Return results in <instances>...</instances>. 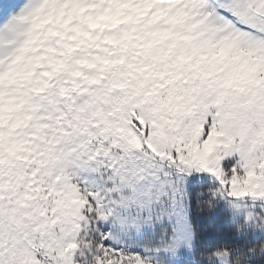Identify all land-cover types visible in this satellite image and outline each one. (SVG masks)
Returning <instances> with one entry per match:
<instances>
[{"label": "snow or ice", "instance_id": "6c2138e0", "mask_svg": "<svg viewBox=\"0 0 264 264\" xmlns=\"http://www.w3.org/2000/svg\"><path fill=\"white\" fill-rule=\"evenodd\" d=\"M185 258L264 264V0H0V264Z\"/></svg>", "mask_w": 264, "mask_h": 264}, {"label": "trees", "instance_id": "16d2710c", "mask_svg": "<svg viewBox=\"0 0 264 264\" xmlns=\"http://www.w3.org/2000/svg\"><path fill=\"white\" fill-rule=\"evenodd\" d=\"M208 182H204V185L207 186ZM224 210L221 211L216 216H204L201 218V233L202 235L211 236L214 240V243H228L236 244L242 243L243 241H237L231 238H224V233L226 231L225 222L221 220V217L224 216Z\"/></svg>", "mask_w": 264, "mask_h": 264}, {"label": "rangeland", "instance_id": "374dc122", "mask_svg": "<svg viewBox=\"0 0 264 264\" xmlns=\"http://www.w3.org/2000/svg\"><path fill=\"white\" fill-rule=\"evenodd\" d=\"M198 182H199V178L198 177H193L192 180L190 181V185L198 183ZM204 182H208V178L207 177L204 178ZM181 264H189L188 259L185 258V260L182 261Z\"/></svg>", "mask_w": 264, "mask_h": 264}, {"label": "clouds", "instance_id": "9594fccd", "mask_svg": "<svg viewBox=\"0 0 264 264\" xmlns=\"http://www.w3.org/2000/svg\"><path fill=\"white\" fill-rule=\"evenodd\" d=\"M13 15H16L15 13Z\"/></svg>", "mask_w": 264, "mask_h": 264}]
</instances>
